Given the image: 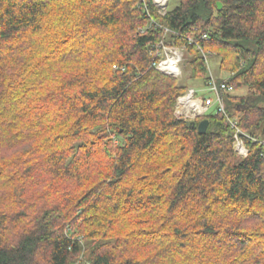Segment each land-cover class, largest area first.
<instances>
[{
	"label": "trees",
	"instance_id": "obj_1",
	"mask_svg": "<svg viewBox=\"0 0 264 264\" xmlns=\"http://www.w3.org/2000/svg\"><path fill=\"white\" fill-rule=\"evenodd\" d=\"M165 47L205 84L220 59L226 115L174 117ZM20 182L43 211L0 264H264V0H0V191Z\"/></svg>",
	"mask_w": 264,
	"mask_h": 264
},
{
	"label": "rangeland",
	"instance_id": "obj_2",
	"mask_svg": "<svg viewBox=\"0 0 264 264\" xmlns=\"http://www.w3.org/2000/svg\"><path fill=\"white\" fill-rule=\"evenodd\" d=\"M179 5V0H168L166 3V9H169L170 11L175 9ZM175 51V49H172ZM182 54V59L180 63V70L182 72L180 77H173L175 79H178L181 86H184L187 84L189 85L190 89H195L198 92L199 96H210L213 97V95L209 92L205 91V83L202 81H194L191 80L192 76V69L188 65L186 66L184 64L185 60L189 58V55L186 54L184 50H179ZM166 53V52H165ZM164 53V57H165ZM167 54V53H166ZM215 54V53H214ZM209 76H214L216 79H229L232 74L224 71L220 68V59L217 56H213L209 58ZM242 91H238L237 94H240ZM233 94H236V92H231ZM187 92H185L183 95H181L174 106V117L177 120H180L182 122L187 123H195L196 119H190L185 114H180L177 112V103L181 97L186 95ZM176 108V109H175ZM193 125V124H192ZM239 158H243L239 156ZM17 190L13 191V194L9 192V197L5 198V192L0 191V206L4 208L5 212L0 211V216H4V213L8 212L11 216L13 212H20L19 218H12L9 221L7 219L4 223L0 225V244H12L18 236L23 233L26 230L32 229L34 225V220L36 218V215L41 213L43 210V201L37 199L33 193L35 189L32 188L31 184L23 185L20 182V185L16 188ZM5 198V199H4ZM8 210V211H6ZM17 220V221H16ZM100 243V241L98 242ZM86 247H84V251L87 254L88 248L90 246H94L95 242L93 240H87L85 243ZM84 252V254H85ZM87 255L80 257L78 259L79 261L77 264H87Z\"/></svg>",
	"mask_w": 264,
	"mask_h": 264
},
{
	"label": "built area",
	"instance_id": "obj_3",
	"mask_svg": "<svg viewBox=\"0 0 264 264\" xmlns=\"http://www.w3.org/2000/svg\"><path fill=\"white\" fill-rule=\"evenodd\" d=\"M153 1L156 7L159 8L160 13L165 15L167 13L166 3L168 2V0L164 4L159 3V0ZM172 49H175V51ZM179 50L181 49L175 47H165L162 55V60L158 63H154V66L157 67L164 74L173 75L174 77H180L182 74L180 70L182 54ZM171 59H173V61ZM175 59L178 60H176L175 64H173ZM172 65L178 67V73L173 70H170ZM115 68L117 69V67ZM204 88L205 91L209 92V94L211 93L213 97L199 96L198 92L195 89H190L186 95L179 99L177 103V112H179L180 114H185L190 119H198L207 115L212 109L216 108L218 112H221L226 115L222 93H228L233 91V88L228 86L227 80H219L211 75L206 81ZM230 123L232 127L236 130L234 138L237 153L241 157H246L249 153V150L240 138V134H242V132L238 128L239 121L237 119H230Z\"/></svg>",
	"mask_w": 264,
	"mask_h": 264
},
{
	"label": "water",
	"instance_id": "obj_4",
	"mask_svg": "<svg viewBox=\"0 0 264 264\" xmlns=\"http://www.w3.org/2000/svg\"><path fill=\"white\" fill-rule=\"evenodd\" d=\"M217 6L219 10H222L224 7L223 4L220 2L217 4ZM209 124L210 122L208 120L200 122L197 126L199 134H205L208 130ZM193 126H195V123H193Z\"/></svg>",
	"mask_w": 264,
	"mask_h": 264
},
{
	"label": "bare ground",
	"instance_id": "obj_5",
	"mask_svg": "<svg viewBox=\"0 0 264 264\" xmlns=\"http://www.w3.org/2000/svg\"><path fill=\"white\" fill-rule=\"evenodd\" d=\"M142 1H144V0H142ZM154 2V1H153ZM159 3H161V4H164V3H166L167 2V0H159L158 1ZM155 4V3H154ZM157 9H158V11H159V8L157 7ZM167 11H168V9H167ZM160 12V11H159ZM172 61H173V59H171ZM176 60H178V59H175V61H174V63L173 64H175V62H176ZM172 64V63H171ZM170 70H173V71H175L176 73H178V71H179V69H178V67H176L175 65H172L171 66V68H170ZM176 109V108H175Z\"/></svg>",
	"mask_w": 264,
	"mask_h": 264
}]
</instances>
